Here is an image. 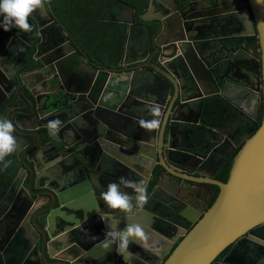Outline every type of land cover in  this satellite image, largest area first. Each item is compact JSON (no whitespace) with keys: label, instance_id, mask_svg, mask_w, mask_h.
Segmentation results:
<instances>
[{"label":"water","instance_id":"1","mask_svg":"<svg viewBox=\"0 0 264 264\" xmlns=\"http://www.w3.org/2000/svg\"><path fill=\"white\" fill-rule=\"evenodd\" d=\"M227 5L230 6L227 12L192 19L180 12H172L166 3L159 4L158 0H152L148 12L140 20L145 23L157 22L159 34L153 40L156 53L160 55L159 63L147 66L144 63L133 65L128 61L130 56L135 55L132 54L134 50L130 48V42L137 25L135 22H126L129 30L119 67H98L101 82H88L84 90L75 82H58V77H50L47 72L45 76L48 82L42 81L40 73L28 77V80L19 77L22 91L14 96L12 91L5 99L11 101L5 105L7 107L23 103L24 111H20L18 117L6 118L13 123L17 150L11 157L5 158L11 160L7 169H11L12 174L4 175L3 179L0 177V204L8 201L19 180L18 186L33 204L39 203L35 201L37 196L33 192L45 189L46 193L43 195H46L47 207L33 219V232L37 239L34 241L33 251L30 249V241L22 248L24 242L21 239L25 238L23 229L16 220L17 209L13 210L14 214H3L0 218V264H137L129 257L125 261L118 255L114 244L106 249L103 246L107 240L103 237L105 232H102L99 241L92 240L93 237L83 242L71 238L76 231H81L84 223L94 226L93 221L101 215L106 218L105 223L103 222L105 231L108 230V224L123 230L128 223H138L145 228L151 240L155 237L153 232H161L160 223L153 214L154 211L149 209L148 203L140 210L134 208L133 213L125 216L119 210H109L103 200L100 197L98 199V194L106 190L109 182L117 181L121 176L127 177V167L135 170L133 164L118 156H127L130 151L132 156L141 158L140 164H143V159L149 162L147 179L152 175L157 159L162 162L158 165L165 173L160 174L159 185L164 182L167 190L172 193L177 192L181 185V173L187 174V177L192 175L187 202L195 203V208L201 203L206 209L211 201L213 191L207 187L209 184L220 190L215 203L202 218L203 213L197 218L191 230L182 232V227L178 225L181 218L177 219L179 222L175 229L181 232L177 239L181 237L182 240L163 264H216V260L226 250L233 247V253L247 233L264 224V116L261 126L250 133L238 146L237 152L232 153L231 156L237 154L225 183L201 181L214 179V176L202 171L208 166L211 157L204 153L210 148V143H205L204 146L198 144L194 154L183 148L174 151L171 145L172 118H165L160 131L152 129L144 138L134 137L126 127L129 120H145L140 116L142 113L139 110L136 111V116L127 105L134 99H142L141 92L137 89L139 82L133 79L134 73L150 68L154 77L164 80L168 95L173 87L178 94L184 92L183 87L186 86L181 83L178 75L185 72L183 64L189 66L193 82L200 84L195 85L202 89V98L222 95L220 81H224L222 83L228 84L237 94L248 93L249 90L252 94L256 93L255 107L259 114L260 94L263 95L264 106V0H227ZM161 7L171 10L176 20L172 15L149 16ZM144 29L148 51L140 62L150 55L152 44L150 27ZM165 32L170 33V36L163 45L159 40ZM219 45H225L222 47L229 52V56L225 61L217 60L210 65L209 59L216 58L223 50ZM198 46H202V49H197ZM240 54H246L259 63V73L252 87L245 86L242 81L236 82L227 75L235 67L244 69L237 62L241 59ZM38 68L47 70L41 60ZM116 76H120L118 80ZM120 80L124 82L121 85L116 83ZM206 83L214 87V93L205 94L202 86ZM47 86L51 94L39 97V91ZM52 97L59 99L56 103L49 104ZM183 103L185 102L182 100L180 106L186 105ZM180 106L176 101L171 103L170 115H174V110L181 109ZM57 118L62 121L60 131L56 136H50L48 122ZM131 123L141 134L143 128L139 123ZM30 125L36 126L39 131L31 132ZM82 137L87 138L82 140ZM137 139L150 153L131 150L129 142ZM103 146H110L118 155L103 157ZM190 159H193V163ZM191 165L193 170L189 169ZM77 166L82 167L79 177L76 176L78 171H75ZM97 166L99 175L98 172H92ZM143 166L147 167V163ZM136 171L139 172L137 169ZM92 192L97 193L96 201L99 202L100 210L92 199ZM203 192L209 193L210 201H204L207 195L204 196ZM20 202L23 203V199ZM27 213L25 211V216ZM13 234L15 237L11 239ZM75 243H79V250L74 248ZM153 247L154 245L146 249L139 243H129L128 252L140 259L141 264H162L165 255H160L156 263L148 261L152 257ZM18 248L21 250L17 252Z\"/></svg>","mask_w":264,"mask_h":264},{"label":"flooded vegetation","instance_id":"2","mask_svg":"<svg viewBox=\"0 0 264 264\" xmlns=\"http://www.w3.org/2000/svg\"><path fill=\"white\" fill-rule=\"evenodd\" d=\"M58 1L63 3V9L58 8ZM138 1L139 0H115L112 6L101 17V20L105 21V24L121 23L127 25L126 22H135L137 26L133 30L132 40L130 42V48L134 50L132 54L135 55L130 56L128 61L133 63V65H140L142 63L147 66L150 63L158 64L160 61V55L156 53L157 48L153 40L157 39L159 34L157 22L145 23L140 20V17L148 12L152 0H149L148 8H146L142 14L137 13L136 8L134 7V4ZM158 2L159 4L166 3L171 7L172 12H180L186 17L190 16L192 19L207 17L217 12L220 14L222 12H227L230 9V6L226 3L227 0H158ZM216 3L218 5H216ZM44 6L45 10L43 15H41L40 11H36L30 16L28 22L32 25L33 30L31 32L24 33L17 29L5 32L0 29V118L6 119L8 116L15 118L19 116L20 111H24L23 103L21 102L13 107L5 106L7 103L11 102L10 100L5 101V99L12 91L13 96L17 92L22 91V88L19 86V82H21L19 77L28 80V77H33L37 73H40V75H42V81L48 82L47 77L45 76V73L47 72L50 77H58V82H75L80 89L84 90L88 86V82H101L100 77L102 76L99 73L98 67H119V64L117 67H113V65H103L102 61L98 58V54H102L106 46H109V44H112L115 41V38H113L111 34L103 36V39L98 36V0H44ZM171 10H166L161 7L158 11L149 16L162 17L164 15H172ZM173 16L174 15H172V18L175 19ZM148 26L151 30L152 39L150 55L148 56L147 53L146 56L148 57H146L143 62H140L141 58H143L142 56L148 51L146 31L144 29ZM128 30L129 26L127 25V36ZM155 30L156 35L152 36ZM169 36L170 33L165 32V35L159 40V42L163 45L166 44L169 40ZM104 40H106L105 43H103ZM17 46H23L24 51H18ZM219 46L222 47L225 45ZM137 48L139 50H137ZM197 49L201 50L202 46H198ZM137 52H141V54H137ZM228 53L229 52L223 48V50L216 55V58L209 59L210 65L217 60L225 61L229 56ZM240 55L241 59L237 62L242 64L244 69L241 68L242 70H239L235 67L227 75L236 82L242 81L245 83V86L251 85L252 87L253 83L251 82L254 81L251 80L250 74H255L256 82V77L259 73V63H256L246 54ZM40 60L47 66V70L44 68H38ZM183 65L185 67V72L178 74L180 80L183 77L189 78L187 74L190 72L186 71L190 70L189 66L185 64ZM144 69L148 71L150 76L146 75L143 77H137L134 73L135 77H133L136 82H139V84H137V89L141 92L140 97L142 99H134L130 101L127 104L129 105V110L135 115L138 110L140 112L144 109L148 110L149 117H146V119L147 121L153 119L157 120L159 122L158 127L156 128L158 131L163 127L165 118H172L171 145L176 152L183 148L194 154L196 153L195 151H197L196 147L198 144L204 146L205 143H210V148L205 150L204 153L211 157L208 166L205 169H202V171L209 174V176H214V179L212 181L209 179H202L201 181L206 183L213 181L223 182L221 174L227 169L231 161L233 164L234 158L237 154L231 156L232 153L234 151L237 152L238 146L246 140L252 131L259 128L263 122V95L260 94L261 103L259 114H257L258 108L255 107V100L257 99V97H255L256 93L252 94L249 90L248 93H244V96L240 98L232 94L233 91L228 84H224L222 83L224 81H220L222 95L213 97H216V99L220 98V101L228 107L229 110H232V108L233 111L236 110V114L233 116L227 114L225 117H217L216 120H212L207 114V109L209 108L207 99L212 96L202 98L203 94L197 86L192 89L189 88V86H185L183 87L184 92L177 97L178 99L176 102L177 105L180 106L181 101L183 100L185 102L183 104L186 105L184 107L180 106L181 109H178L177 111L174 110V115L171 116L169 107L171 103H173V98H171L173 95H168L167 85L164 83V80L157 76L154 77V74L151 73L153 70L151 71L150 68ZM180 69L183 70L181 67ZM110 77L109 82L111 80ZM157 80H159V82ZM191 81L193 82V80ZM191 81L188 80L186 82ZM31 82H33V80ZM209 89L210 90L205 92V94H212L215 92L213 86L209 85ZM173 91H175L174 87L171 92ZM188 92L190 97L185 94ZM50 94L51 90L48 89L47 86L39 91L38 96L47 97ZM237 98H240V100ZM58 99L59 98L52 97L49 104L56 103ZM169 99L170 103L166 106L167 100ZM190 99H193L195 103L188 104L187 102H189L188 100ZM248 101H251L252 105H254V108L251 105L253 110L249 109L246 112H242V106L244 105L242 103L246 102V104H249ZM164 108H166L165 111H163ZM233 119L238 123H235ZM131 122L137 124L138 121L135 118L132 119V121L129 120L126 125L128 128L132 126L131 132H129L132 133L134 137L144 138L150 133L151 130L143 128L142 133L140 134L138 131L139 129H136ZM30 129L31 132L39 131L36 126L31 127L30 125ZM85 138L87 137H82V140ZM138 140L139 139L129 142L131 150L140 151L144 154L150 153V151H148ZM102 151H104L103 157L106 155L112 157L117 154L110 146H103ZM198 152L201 153L200 150ZM16 155L18 156V154ZM95 156L96 155L94 154L93 157ZM118 156L127 163L134 165L135 170L127 167L129 173L127 177L129 180L142 182L141 186L146 195L145 204L148 203L149 209L154 211L153 214L160 223L159 230L161 232L157 231L158 234L153 232L155 237L152 239L156 240L158 243L154 244V251L151 252L152 257H149L148 261L156 263V260H158L160 255H165L166 257L162 261L163 264L182 240L181 237L177 239L181 234V232H178V230L175 229V226L178 224L177 222H179L177 219L180 220L181 218L180 224L178 225L182 227V229L179 228L182 232H185V230L188 231L189 229L191 230L195 226L196 223L194 222L197 218L203 213L200 217L202 218L204 213L215 203L220 194V190L217 186L209 184L207 187L213 191L211 201L209 200V193L203 192L204 196L207 195L204 198V201L209 200L210 202L208 206L206 205V209L205 206L202 207L203 205H201V203L195 208V203L187 202L189 194L188 189L191 183L189 180L193 181L192 175H188L189 177H187V174L181 173L183 175L181 185L177 192L172 193L167 190L164 182L159 185L160 174L165 173V171L158 165L162 164L158 159L152 175L147 179L149 162L144 161L143 159V164H140L139 160L141 158L137 155L132 156L131 151L127 156ZM190 161L193 163V159H190ZM144 162L147 163V167L143 166L146 164ZM231 167L232 165L230 166L229 174ZM136 169L139 172H137ZM189 169L193 170V165H191ZM81 170L82 167L77 166L75 168V171H78L76 172V176L79 177L81 175ZM92 172H98V166ZM121 172L124 173L123 170ZM10 174H12L11 169L6 168L0 170V177H2V179ZM155 179H157V184L151 188ZM18 184L19 180L14 189V193H11L8 201L0 204V218L3 217L4 213L10 212L14 214L13 210L17 209L18 217L16 220L20 223L19 227L23 229L25 238L24 240L21 239V241L24 242L22 248L30 241V249L33 251L35 247L34 241L37 240L33 232V219L36 215L42 213L47 207L45 201L46 195H43L46 193V190H35L33 192L34 196H37L34 198L35 201H39L38 205H36L35 203H32L27 194L18 186ZM125 191L135 195L131 188H128V190L125 189ZM47 193L49 192L47 191ZM96 195L97 193L95 192L91 193L92 199L98 208L99 202L96 201ZM99 197L100 194H98V199ZM22 199L23 203L20 202ZM25 211L28 212L26 216ZM93 222L94 226H89L90 224L86 225L84 223L80 228L81 231H76L71 238L83 242L88 238L93 237L92 240L99 241L102 237V232L106 233L104 230L105 227H103V221L99 217ZM13 235H11V239L15 237V235ZM103 237L107 238L105 235ZM78 244L79 243L74 244L76 245L74 248H77V250H79ZM164 247L166 249H164ZM232 248L233 247L226 250L216 260V264H264V224L253 228L247 233L244 240L237 248H235L233 253H231ZM20 250L21 248H18L17 252ZM139 254L141 255L142 253Z\"/></svg>","mask_w":264,"mask_h":264},{"label":"clouds","instance_id":"3","mask_svg":"<svg viewBox=\"0 0 264 264\" xmlns=\"http://www.w3.org/2000/svg\"><path fill=\"white\" fill-rule=\"evenodd\" d=\"M44 0H0V29L5 32L17 29L24 33L31 32L29 18L36 12L40 11L44 14ZM18 51L23 52V46H17ZM142 128L152 130L158 127L159 122L155 119L138 121ZM62 121L57 118L48 122L47 130L50 136H56L61 127ZM17 150V141L14 136V126L8 119L0 118V170L8 168L11 157ZM142 182L132 181L121 176L117 181L109 182L106 190L100 193V199L103 200L109 210H119L125 216L133 213V209L140 210L146 202V195L141 186ZM125 188H131L135 195L125 191ZM114 212V211H113ZM100 219L105 223V216L101 215ZM107 240L103 246L107 249L111 245H116V252L126 261L131 255L128 252L129 243H139L146 249L157 244L156 240H151L145 228L138 223H128L123 230H119L118 226L108 224V230L105 233Z\"/></svg>","mask_w":264,"mask_h":264},{"label":"trees","instance_id":"4","mask_svg":"<svg viewBox=\"0 0 264 264\" xmlns=\"http://www.w3.org/2000/svg\"><path fill=\"white\" fill-rule=\"evenodd\" d=\"M115 0H98V36L103 39V36L111 34L115 41L109 46H106L104 49V53L98 54V58L102 61L103 65H113V67H117L120 63L124 48L127 40V25L121 23H106L101 20V17L105 14V12L112 6ZM149 0H139L134 7L136 8L137 13L142 14L143 11L148 8ZM58 8L63 9V3L58 1ZM156 35V30L153 32L152 36ZM104 40L103 43H105ZM207 104H209V108L207 109L208 117L216 120L217 117H225L227 114L232 116V110H229L220 100L209 98L207 99ZM232 165V161L230 162L227 169L221 174V178L223 182L228 180L230 166ZM157 184V179L152 183L151 188H153ZM215 201V199H214ZM213 201V202H214Z\"/></svg>","mask_w":264,"mask_h":264},{"label":"crops","instance_id":"5","mask_svg":"<svg viewBox=\"0 0 264 264\" xmlns=\"http://www.w3.org/2000/svg\"><path fill=\"white\" fill-rule=\"evenodd\" d=\"M227 3V2H226ZM137 50H139L138 48H137ZM137 54H141V52H137ZM149 70V69H148ZM152 71V70H151ZM186 71H188V72H190V73H188L187 74V76L189 77V78H181V83H185V84H187L186 86H189V88H194L196 85L195 84H199L198 82H192L191 80H194V77H193V75H192V73H191V71L190 70H186ZM184 73V72H183ZM135 74L137 75V77L138 76H140V77H143V76H150V74L148 73V71L146 70V69H140L138 72H135ZM132 76H134V75H132ZM120 76H116V79L118 80V78H119ZM114 78H115V76H114ZM250 78H251V80L252 81H254V82H251V83H256L255 82V74H250ZM188 80H190L191 82H186V81H188ZM116 83H118V84H122V83H124V82H121V80H120V82H116ZM178 83V82H177ZM194 84V85H193ZM200 85V84H199ZM209 85L210 84H205V86H202L203 87V89H204V91L205 92H207L208 90H210L209 89ZM202 89H200V91H201ZM179 94L180 95H182V93H178V94H176V92L175 91H173V92H171V95H173V97H171V98H173V102H175V101H177V97H179ZM188 97H190V95H189V92L188 93H185ZM234 96H237V97H240V98H242L244 95L243 94H237V93H235V92H233L232 93ZM231 94V95H232ZM186 96V97H187ZM170 98V99H171ZM211 98H213V99H216V97H211ZM240 98H237L238 100H240ZM170 99L169 100H167V103H166V106L168 105V103H170ZM219 100H220V98H218ZM189 102H187L188 104H193V103H195L194 101H193V99H190V100H188ZM249 102V104H246V102H244V103H242V104H244L243 106H242V112H246V111H248L249 109H252L253 110V108L251 107V105H252V102L251 101H248ZM232 108V107H231ZM166 110V108H164V110L163 111H165ZM231 110V109H230ZM232 112H233V114H232V116L234 115V114H236V110L235 111H233V108H232ZM141 113L142 114H140V116L142 117V118H144L145 120H147L146 119V117H149V113H148V110H142L141 111ZM169 114V113H168ZM233 121L235 122V123H238V122H236L235 121V119H233ZM234 123V124H235ZM131 128H132V126L130 127V128H127L128 129V131H130L131 132ZM98 175H99V173H98ZM127 179H128V177H126ZM128 189V188H127ZM130 189V188H129ZM98 210H100V208L98 207ZM129 258L131 259V260H134L137 264H141L142 262H141V260L140 259H138L137 257H135V256H129ZM131 262V261H130ZM132 263V262H131ZM144 264V263H143Z\"/></svg>","mask_w":264,"mask_h":264}]
</instances>
